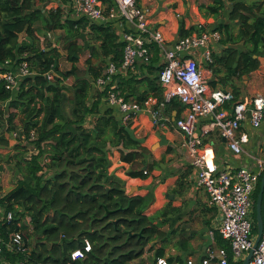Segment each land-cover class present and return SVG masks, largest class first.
Segmentation results:
<instances>
[{"label": "trees", "instance_id": "trees-1", "mask_svg": "<svg viewBox=\"0 0 264 264\" xmlns=\"http://www.w3.org/2000/svg\"><path fill=\"white\" fill-rule=\"evenodd\" d=\"M51 1L0 0V62L27 61L36 71L35 76L22 81L15 94L0 84V147H9L10 138L6 135L18 130L20 116L23 117L20 128L26 138L32 131L37 135L36 154L27 156V146L17 144L16 149L21 152L12 160L21 179L14 190L0 198L3 214L14 213L11 222L0 220L1 237L9 241L12 233L25 230L34 239L33 248L26 253H13L4 247L2 257L11 264H131L141 259L156 239L161 240V223L155 224L154 218L146 214L153 204L152 193L144 197L128 195L124 183L109 173L110 147L142 149V146L130 140L125 130L130 125H124L113 108H101L103 94L92 95L93 84L107 65L111 62L121 65L125 43L110 24L92 23L86 18L63 20L60 8L45 10ZM226 4L232 5L229 20L239 26L238 39L253 46L240 54L244 65L241 72L252 73L259 67L253 55H261L260 47H264V1L249 5L242 0H220L214 5L201 4L199 9L205 17H218ZM191 32L182 29L181 35L186 37ZM82 33L87 35L90 46L85 68L79 69L76 64L86 53L84 44H80ZM21 34H25L22 39ZM49 34L55 35L53 42L47 47L40 46V36L46 39ZM61 42L73 64L72 72L60 70L64 52L57 46ZM49 71L57 75L54 82L44 76ZM159 75L141 82L148 89L134 93L136 101L144 102L151 93L162 98ZM71 76L75 78L74 84L67 87L62 81ZM118 89L126 100H131L134 86L125 82ZM91 117L93 120L89 122ZM128 175L136 177L140 173L132 171ZM260 184L261 180L254 193L255 237ZM262 217L264 222V195ZM26 218H30L31 231ZM85 240L90 241L91 251L85 259L73 260L72 253L82 249ZM25 243L27 249L31 247L26 234ZM229 246L228 243L224 247L231 250ZM164 256V249L157 250L155 264ZM168 261L175 264L180 258Z\"/></svg>", "mask_w": 264, "mask_h": 264}, {"label": "crops", "instance_id": "crops-1", "mask_svg": "<svg viewBox=\"0 0 264 264\" xmlns=\"http://www.w3.org/2000/svg\"><path fill=\"white\" fill-rule=\"evenodd\" d=\"M219 1L139 0L138 5L149 11L150 27L152 30H160L163 33L169 47L182 37V29L188 32L192 30L191 35L203 32L204 28L217 30L219 26H223L218 30L222 34V40L213 46V63L207 64L198 57L210 88L231 91L237 101L251 100L258 95H264V47H260L261 55H253V58L259 61L258 69L252 73L243 74L241 71L244 65L240 61V54L253 49V46L244 39H238L239 26L236 22L229 20L232 5L226 4L225 10L218 17H205L199 9L201 4L214 5ZM242 1L253 5L260 4L264 0ZM103 6L108 13L113 4L109 0H103ZM58 8L63 10V20H79L71 12L70 0H52L46 5L45 10ZM106 24L113 26L120 40L122 35L130 30V26L120 20H109ZM228 25L229 28L226 27ZM150 53V64L147 66L140 64L128 75L118 74L114 78L118 88L125 82L134 86L131 100H135L134 93L147 91V85L141 82L146 78H157L159 70L162 69L164 58L160 49L152 46ZM159 86H161L160 82ZM95 93L93 90L92 95L97 94ZM69 95L71 92H68ZM104 96L101 99L102 109L109 107ZM150 96L157 97L154 93ZM232 105L233 103L226 104L225 109L230 110ZM110 108L114 109L115 115L122 122L119 110L116 107L110 106ZM165 112L169 119L166 123H156L148 113H140L130 124L136 136L145 139V142L140 144L142 149H127L119 145L110 147L109 150L111 163L109 173L124 183L128 195L144 197L152 193L153 204L146 214L154 218L155 224L161 223V240L156 239L143 257L131 264H155V253L159 249L165 250V256L161 258L167 261L169 258L179 257L180 262L175 264H186L189 259H193L196 264H202L201 261L205 258L208 246L223 248L228 242L220 239L217 232L214 241L209 237V232L219 223L218 213L208 204L207 194L195 187L190 158L182 147L184 136L175 128V121L186 114L185 106L174 100L167 105ZM92 120L93 117L89 119V122ZM89 122L88 126L91 125ZM209 122L210 118L201 119L196 135H200ZM241 132L248 134L249 142L244 146V153L239 156L228 149L225 139L220 136L218 130L210 132L204 139L206 144L214 147L216 163L220 168L237 169L244 166L257 170V160L264 161V122L255 129L248 117L242 122ZM6 136L10 138L9 147H0V198L14 190L18 180L21 179L12 159L17 158L21 152V149H16L17 144L25 145L11 140V134ZM132 171L140 173V176L130 177L128 174ZM3 213V209L0 208V220ZM228 254L233 264H239L231 257L230 249Z\"/></svg>", "mask_w": 264, "mask_h": 264}, {"label": "built area", "instance_id": "built-area-1", "mask_svg": "<svg viewBox=\"0 0 264 264\" xmlns=\"http://www.w3.org/2000/svg\"><path fill=\"white\" fill-rule=\"evenodd\" d=\"M113 7L106 10L103 0H70L75 18H86L94 23H107L109 20H120L130 26V30L122 35L125 43L123 61L120 66L109 63L102 76L95 80L93 86L96 93L105 95V101L116 107L122 115V123L130 125L140 113H148L154 122L166 123V107L177 100L185 106V116L175 121V128L184 136L183 149L188 153L190 166L195 177V187L203 190L208 197V204L218 213L219 223L209 232L212 241L216 232L231 247V257L243 264L246 256L253 249L255 236L252 233L254 220V193L264 175V161L257 160V170L248 167L220 168L216 163V152L212 145L204 139L212 131H219L225 139L228 149L236 156L244 153V146L249 142L247 133L241 132L242 122L250 117L253 128H259L264 122V95L251 100L237 101L233 92L210 88L204 71L200 67L198 57L207 64L213 63V46L222 40L217 30H204L179 38L169 47L160 30L150 27L149 11L141 8L137 0H109ZM51 34H49L50 36ZM156 46L163 54L164 62L159 75L163 89L162 98L148 97L144 102L126 100L114 78L118 74L128 75L138 65L151 62L150 48ZM36 71L27 61L15 64L10 60L0 62V84L12 94L19 92L24 79L35 76ZM46 79L54 82L57 75L53 71L44 74ZM9 101L3 106L6 108ZM233 103L230 110L225 105ZM210 118L200 135H196L201 119ZM11 140L18 142H35L34 131L26 138L23 129L11 133ZM27 156L37 153L36 146L29 148ZM36 151V153L34 152ZM147 173V172H146ZM13 212L3 214L1 220L11 222ZM30 218H26L29 225ZM13 253H26L25 234L17 231L11 234L9 241L0 235V264H10L2 257L3 248ZM214 248V249H213ZM92 249L89 240H85L82 249L72 253L73 260L85 259ZM217 249V250H215ZM226 248L208 246L202 264H229ZM157 264H169L165 258H158ZM186 264H196L189 259ZM248 264H264V231L257 248Z\"/></svg>", "mask_w": 264, "mask_h": 264}, {"label": "rangeland", "instance_id": "rangeland-1", "mask_svg": "<svg viewBox=\"0 0 264 264\" xmlns=\"http://www.w3.org/2000/svg\"><path fill=\"white\" fill-rule=\"evenodd\" d=\"M256 1H259V0H256ZM57 34H61L60 32H58ZM41 37V41H42V43H40L39 45L40 46H42V47H47V46H49V44L51 43V42H53V40H54V35H48L47 37H46V39H45V37L43 36V35H41L40 36ZM80 44H82L83 45V42L80 40ZM64 42H61V43H59L58 44V48L59 49H61V50H63V52L64 53H62V55H61V57H60V70H61V72L62 73H66L67 71H73L72 69H73V64L67 59V52L63 49L64 48ZM88 53H87V50H86V53L85 54H83V55H81V59H80V61L76 64V67L77 68H79V69H84L85 68V61L88 59ZM101 63L99 62V63H96L95 62V65H100ZM74 81H75V78L73 77V76H71V77H69L66 81H62L63 83H65V86H67V87H71L72 86V84L74 83ZM66 111L69 113L70 111H71V109H70V105L67 103L66 104ZM22 120H23V117L22 116H20L18 119H17V125L19 126V128H18V130L19 129H21L20 127V124H22L21 122H22ZM22 143H24L25 144V142H22ZM46 145V144H45ZM45 145H43V146H45ZM27 147H29V148H34L35 147V144L33 143V142H28L27 143ZM35 153H36V151H34ZM14 214V213H13ZM23 232V231H22ZM26 232V233H25ZM23 233H25L26 234V236H27V238H28V242H29V244H30V248H28V250H31L32 248H33V245H32V243H33V241H34V239L33 238H30L29 237V233L27 232V231H25L24 230V232ZM256 238V237H255Z\"/></svg>", "mask_w": 264, "mask_h": 264}, {"label": "water", "instance_id": "water-1", "mask_svg": "<svg viewBox=\"0 0 264 264\" xmlns=\"http://www.w3.org/2000/svg\"><path fill=\"white\" fill-rule=\"evenodd\" d=\"M25 36V34H21L20 38L22 39ZM80 40L83 42L85 46V51L89 48V42L87 40V35L85 33H82L79 36ZM30 43H33L32 39L30 37L26 38ZM57 40V39H56ZM127 134L129 135L130 140L133 142H136L138 144H143L145 142L144 138H139L136 136L135 131L130 128L126 127L125 128ZM163 139H165L163 137ZM263 195H264V176L261 179V184H260V192L257 198V203H256V212H257V236L255 238L254 246L253 249L249 252V254L246 256L243 264H248L250 259L253 256L254 250L257 248L258 243L261 239L262 233L264 231V222H263V217H262V203H263Z\"/></svg>", "mask_w": 264, "mask_h": 264}]
</instances>
